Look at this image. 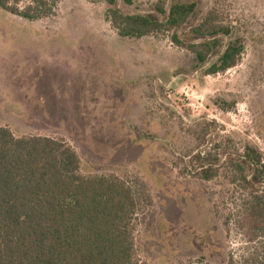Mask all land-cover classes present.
Listing matches in <instances>:
<instances>
[{"label":"rangeland","instance_id":"obj_1","mask_svg":"<svg viewBox=\"0 0 264 264\" xmlns=\"http://www.w3.org/2000/svg\"><path fill=\"white\" fill-rule=\"evenodd\" d=\"M191 1L196 7L176 31L185 43L211 44L204 63L171 32L118 35L103 1L56 0L52 14L32 20L0 8V125L16 137L64 139L81 175L144 183L151 203L138 211L134 232L141 261L241 264L254 246L243 221L247 191L225 162L217 176L197 177L193 158L250 144L264 161V0L116 6L162 19L157 3L165 16L170 4ZM211 7L230 34L194 37L191 28ZM229 42L243 45L237 65L206 74Z\"/></svg>","mask_w":264,"mask_h":264},{"label":"trees","instance_id":"obj_2","mask_svg":"<svg viewBox=\"0 0 264 264\" xmlns=\"http://www.w3.org/2000/svg\"><path fill=\"white\" fill-rule=\"evenodd\" d=\"M55 1L0 0V8L32 20L52 14ZM90 1L108 5L106 19L120 36L171 32L170 40L191 52L197 62L204 63L211 53L208 41L185 43L176 31L194 11V1L170 4L165 16L157 3L162 19L124 13L117 0ZM218 12L209 8L191 34L200 38L229 35L231 27L218 21ZM242 51L240 42L227 43L206 74L236 66ZM193 160V170L203 180L218 175L220 161L233 168L231 180L237 179L247 191L243 221L249 241L254 242L253 252L241 264H264L261 153L245 144L233 153L223 152L222 157L200 151ZM79 170V155L64 139L39 134L16 137L0 125V264H158L141 261L135 253L138 211L151 203L145 184L115 174L85 176ZM224 264L234 262L228 259Z\"/></svg>","mask_w":264,"mask_h":264}]
</instances>
